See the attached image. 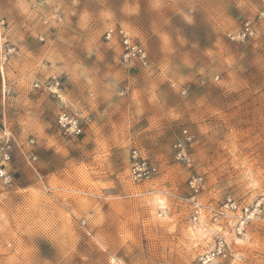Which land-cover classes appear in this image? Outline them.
<instances>
[{
	"label": "rangeland",
	"instance_id": "rangeland-1",
	"mask_svg": "<svg viewBox=\"0 0 264 264\" xmlns=\"http://www.w3.org/2000/svg\"><path fill=\"white\" fill-rule=\"evenodd\" d=\"M1 62L0 264H202L218 234L226 264H264V0H0ZM74 110L90 117L80 135L58 124ZM134 148L152 180L131 178ZM194 176L201 201L240 210L193 221Z\"/></svg>",
	"mask_w": 264,
	"mask_h": 264
},
{
	"label": "built area",
	"instance_id": "built-area-1",
	"mask_svg": "<svg viewBox=\"0 0 264 264\" xmlns=\"http://www.w3.org/2000/svg\"><path fill=\"white\" fill-rule=\"evenodd\" d=\"M252 25L248 21L242 29L243 36L252 34ZM106 38H118L122 47V57L127 62H135L142 68L150 70L153 63L149 57L145 45L136 40L131 34L130 30L119 24H111L105 31ZM5 102L0 103V112L3 111L4 122ZM90 120L89 116H83L80 110L72 112L64 111L59 114L58 124L65 131V133L80 135L83 133L84 123ZM185 137L175 142L176 156L179 160L189 162L191 160L190 153L187 150V145L192 141V136L188 134V130H184ZM130 176L134 181L141 182L152 180L158 173L157 164L148 156H145L139 148H134L130 157ZM0 176H6L5 171L0 169ZM190 185L194 190V194L190 197V204L192 206V218L195 222H200L203 215L212 214L215 220H226L231 218L232 213L240 210L238 202L229 198L220 208L216 209L211 203H204L199 198V192L202 187V178L194 176ZM262 202L258 201L256 204L247 208L245 212L238 215L240 224L245 222L247 217L251 215H258L262 211ZM231 255V247L226 237L223 234H218L215 238L214 245L211 249L200 255L199 260L202 264H226V261Z\"/></svg>",
	"mask_w": 264,
	"mask_h": 264
},
{
	"label": "bare ground",
	"instance_id": "bare-ground-1",
	"mask_svg": "<svg viewBox=\"0 0 264 264\" xmlns=\"http://www.w3.org/2000/svg\"><path fill=\"white\" fill-rule=\"evenodd\" d=\"M4 67H5L4 62H1V63H0V69H3ZM7 90H8V86L5 85L4 88H3V91L6 92V94H7ZM5 131H6L7 133H9V135L12 136V138H13L12 132H11V130L9 129L8 124H7V117L5 118ZM200 230H201V229H200Z\"/></svg>",
	"mask_w": 264,
	"mask_h": 264
},
{
	"label": "crops",
	"instance_id": "crops-1",
	"mask_svg": "<svg viewBox=\"0 0 264 264\" xmlns=\"http://www.w3.org/2000/svg\"><path fill=\"white\" fill-rule=\"evenodd\" d=\"M17 143V142H16ZM18 143H20V142H18ZM17 143V145H18V147H20V145ZM9 147H11V145H9ZM20 149L23 151V149L20 147ZM24 152V151H23ZM33 165V164H32ZM35 168V167H34ZM0 169H3V167L2 168H0ZM36 169V168H35ZM6 173H7V171H8V169H7V167H4V169H3ZM9 172V171H8ZM0 177H2V176H0Z\"/></svg>",
	"mask_w": 264,
	"mask_h": 264
}]
</instances>
